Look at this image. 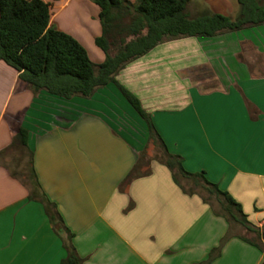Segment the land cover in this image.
Wrapping results in <instances>:
<instances>
[{
	"label": "crops",
	"instance_id": "1",
	"mask_svg": "<svg viewBox=\"0 0 264 264\" xmlns=\"http://www.w3.org/2000/svg\"><path fill=\"white\" fill-rule=\"evenodd\" d=\"M43 1L50 4V24L101 62L97 4ZM212 1L207 0L211 11L235 16L236 0H224L219 8ZM186 8L189 15L202 9L194 3ZM202 67L212 72L210 78L196 77L193 70ZM260 71L264 23L164 41L115 76L150 113L184 169L203 173L227 191L258 228L264 224ZM209 81L214 86L206 88ZM19 127L27 130L28 151H4ZM147 139L145 122L113 82L89 97L44 90L34 95L0 60V264H60L68 233L82 264H200L228 231L220 253L206 264H261L264 252L252 242L253 233L228 223L199 194L184 192L159 160L141 164L129 178ZM29 152L48 202L29 199L28 187L10 173ZM46 203L61 217L55 225Z\"/></svg>",
	"mask_w": 264,
	"mask_h": 264
},
{
	"label": "trees",
	"instance_id": "2",
	"mask_svg": "<svg viewBox=\"0 0 264 264\" xmlns=\"http://www.w3.org/2000/svg\"><path fill=\"white\" fill-rule=\"evenodd\" d=\"M189 1L93 0L99 7L101 24V34L95 38V43L105 55L101 62L94 63L78 40L50 24L49 3L43 0H0V60L17 71L18 79L34 95L44 90L64 98L75 95L89 97L97 88L113 82L145 122L148 128L146 144L157 145L162 151L160 157L146 159L143 149L129 178L137 176L136 171L141 164L147 165L152 158L157 159L170 170L173 180L184 192L199 194L228 223L240 224L248 232L264 239V224L258 228L248 221L240 204L227 191L209 181L203 173L184 169L182 158L166 148L152 123L150 113L132 92L115 79L127 63L164 41L187 36H213L264 23V5L260 0H236L238 8L234 17L208 8L189 15L185 10ZM205 71L209 76L202 75ZM193 72L197 74L196 77L212 76V72L204 67ZM27 138V130L19 127L4 151L16 147L28 151ZM27 157L23 170H16L17 164L14 169L10 168V173L28 187L29 199L48 202L36 178L32 153L29 152ZM148 172L150 170L147 169L145 174ZM212 199L219 204V210L212 205ZM45 208L52 224L61 221L59 215L51 213L47 203ZM230 235L229 231L226 232L218 246L212 248L207 259L200 264L209 263L215 258ZM70 237L71 233H68L64 241L67 255L60 264H82V258L76 253ZM244 240L252 241L248 238ZM252 242L264 252V245L255 240ZM261 264H264V258Z\"/></svg>",
	"mask_w": 264,
	"mask_h": 264
},
{
	"label": "rangeland",
	"instance_id": "3",
	"mask_svg": "<svg viewBox=\"0 0 264 264\" xmlns=\"http://www.w3.org/2000/svg\"><path fill=\"white\" fill-rule=\"evenodd\" d=\"M222 1H224V0H214V1H212V2H214V6H215L216 8H219V4H221ZM189 3H194V4H196L199 8L202 7V9H203V8H209V7H208V4H209V3L207 2V0H190V2L187 3V5H188ZM260 3L264 5V0H260ZM237 8H238V6H237ZM202 9H199V11H201ZM185 10H186V12H188V8H186ZM90 58H91V57H90ZM91 60H92L94 63H96V62L94 61V59L91 58ZM256 60H257V58H256ZM256 74H264V71L257 72ZM202 75H204V76H209V73H207V72L205 71V72L202 73ZM208 86H209L208 88H211V86H214V82H213V81H209ZM145 145H147V144H145ZM144 150H145V152H146V154H145L146 159L151 158V157H160L161 154H162L161 149H160L157 145H153V144H148L146 147H144ZM141 154H142V153H141ZM25 163H26V158H25V159L23 158V159L20 161V165H21V166H17V167H16V170L20 171V170H19L20 168H21V170H23L24 167H25ZM24 173H25V172H24ZM24 173H23V175H24ZM182 181H183L184 183L186 182V180H182ZM211 203H212V205L215 207V209L219 210V204L217 203V201H216L215 199H212ZM245 234L248 235V236L250 235V234H248L247 232H246ZM252 238H253L254 240H256L257 242H259L260 244L264 245V241H263L262 238H258L255 234H252ZM220 241H221V239H220ZM220 241H219V243H220ZM219 243H218V244H219ZM223 244H224V243H223ZM217 246H218V245H217ZM222 246H223V245H222ZM211 250H212V249H211ZM211 250H210V251H211Z\"/></svg>",
	"mask_w": 264,
	"mask_h": 264
}]
</instances>
